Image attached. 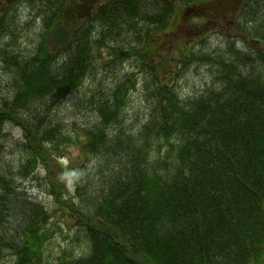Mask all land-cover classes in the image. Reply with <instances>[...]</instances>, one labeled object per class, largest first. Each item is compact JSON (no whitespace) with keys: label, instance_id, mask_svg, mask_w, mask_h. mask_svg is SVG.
Instances as JSON below:
<instances>
[{"label":"bare ground","instance_id":"obj_1","mask_svg":"<svg viewBox=\"0 0 264 264\" xmlns=\"http://www.w3.org/2000/svg\"><path fill=\"white\" fill-rule=\"evenodd\" d=\"M74 2L0 0V262L23 264L18 257L19 248L26 244L36 247L39 242L38 254L34 256L40 258L35 264H51L52 249L46 251V248L55 240V245L69 249L66 254L72 263L88 261L90 256L97 258L92 242L104 241L113 250L128 245L129 250L135 251L133 256L126 255L133 264H159V256L149 252L150 247L144 250L135 241L140 236L138 232L111 230L102 220L95 219L96 224L84 225L96 233L93 240L90 232H80L83 227L80 224L92 212L87 205L96 206L94 194H101L107 200L118 199L110 185L118 186L126 178L129 167L116 153L134 139H143L141 131L151 110L162 106L172 110L171 114L190 116L193 111L188 99L193 96L201 94L210 102L224 100L221 95L207 92L220 64L212 59L193 60V55L210 56L218 51L214 50L211 39L197 50L188 49L194 33L187 30L182 37L187 40L180 48L183 52L187 47V54L175 59L167 54L160 56L159 50H154L158 41L153 36L164 34L161 25L172 22L177 29L179 21L185 18L186 9L181 8L179 14L176 0H81L72 6ZM191 2L181 3L185 6ZM231 3L250 5L242 0ZM195 4L203 6L198 1ZM194 20L202 22L205 17L190 22ZM215 33L214 42L221 40L224 47L231 44L239 50L253 49L244 41H264L243 31L238 38L226 32ZM33 36H37V41ZM76 39L82 42H74ZM246 66L254 69L252 64ZM200 73H206L209 79L192 81ZM37 78L46 80L51 87L48 97L40 102L33 95L34 88L42 87L34 83ZM59 82L64 85L56 90ZM168 96L176 100L171 107H166L167 102L171 103ZM135 99L145 103V112L133 116ZM115 108L116 114L112 111ZM44 112L48 113L41 118ZM128 116H132L130 120ZM96 128L101 133L89 140L85 135L93 130L95 134ZM202 132L203 145L212 136L206 128ZM238 136L241 138V133ZM178 137L169 135L167 139L160 134L154 142L165 145L164 155L169 143ZM151 157H147L149 163L153 161ZM51 162L54 165L49 169L47 164ZM256 162L264 163V150ZM118 165L125 166V170ZM148 178L151 181L152 174ZM57 192H65L69 197L58 198ZM255 193L257 199L261 198L262 193L258 190ZM243 196L251 197L248 191ZM61 198L69 208L66 217L71 224L67 232L60 238L49 229L40 237H33L30 227H40L36 218L43 214L51 223V212L62 209L61 203H55ZM136 198L142 203L145 195ZM152 208L145 212H157L156 207ZM48 212L50 216L44 214ZM51 259L56 264V256Z\"/></svg>","mask_w":264,"mask_h":264},{"label":"trees","instance_id":"obj_2","mask_svg":"<svg viewBox=\"0 0 264 264\" xmlns=\"http://www.w3.org/2000/svg\"><path fill=\"white\" fill-rule=\"evenodd\" d=\"M247 2L250 5L243 8L239 28L251 38L264 40V0ZM231 48L228 44L223 50L228 53L193 55V60L212 59L220 64L207 92L224 100L210 102L201 94L193 96L188 99L193 111L190 116L171 114L172 110L162 106L151 110L141 131L143 139H134L116 153L129 167L118 186L110 185L118 199L94 194L96 206L87 205L92 212L86 218L88 223L80 224V232H90L94 240L96 233L84 225L93 224L95 219L111 230L138 232L135 241L144 250L150 247L148 251L159 256V264H264V163L256 162L264 150V51ZM246 63L254 69H246ZM34 83L42 86L33 89L35 100L40 102L48 97L50 83L38 78ZM62 85L59 82L56 90ZM168 99L171 103L166 107H171L176 100L173 96ZM117 108L112 110L115 114ZM205 128L212 137L202 145L200 136ZM93 131L85 135L89 140L101 133L99 128L95 134ZM160 134L167 139L179 136L169 143L164 155L165 145L154 142ZM118 166L122 171L126 168ZM256 190L262 193L259 199ZM247 191L251 197L245 198L243 192ZM142 193L144 202L139 203L136 197ZM152 207L158 209L153 212L157 216L145 212ZM44 214L50 216V212ZM36 222L40 227H30V232L38 238L51 225L43 214ZM65 223L67 227L70 221ZM103 242H92L97 258L72 263L66 254L69 249H63L58 250L56 264H133L126 255L135 251L128 245L113 250ZM38 245L19 248L23 264H35L40 258L34 256Z\"/></svg>","mask_w":264,"mask_h":264},{"label":"rangeland","instance_id":"obj_3","mask_svg":"<svg viewBox=\"0 0 264 264\" xmlns=\"http://www.w3.org/2000/svg\"><path fill=\"white\" fill-rule=\"evenodd\" d=\"M181 8L185 9V6H183L180 3V5H179V14L181 13ZM22 20H23V18H22ZM204 22L205 21L198 22V21L194 20V21H191V22L187 23V25H190L192 27H196L198 30H200L202 28L201 25H203ZM181 24H182L181 21H179L180 28H177V29L175 28V26L173 25L172 22L170 24L168 23V25L166 24L167 27H166V29H164L165 30V34H169V35L166 36V37H163V36L157 37L156 40L158 41L157 42L158 45H156V47H154L155 49L154 48H152V49H154L155 51L158 49L159 53H160V56H163L164 54H167V55L177 59L179 56L183 55L184 53L187 54V52H185L186 51L185 48L187 49V47H188V49L189 48H193V49L197 50L201 46H203L204 43L206 41H208V39H211L212 42L214 43V48H215L214 50L218 51L216 53L222 52L224 50V46L222 45L221 40L220 41L217 40L218 42H214L213 41L214 34H216L215 32H217V31L221 32L222 34H225V32H226V33H230V34H233V35L235 34L236 37L238 35L241 37V31H240L241 29L238 28V21H234V22H231V23L230 22L226 23V22H221V21H215V22L210 21V23L208 24V28H205V31L201 35L196 33L193 36L194 40L191 41L190 44L187 47L184 48L183 52H180L181 51L180 48L184 45L185 40H187L186 38H182V37H184V34H185L186 31H184L185 30L184 29L185 26L183 27V26H181ZM217 25H219V26H217ZM171 26H172V28H171ZM172 30H173L174 33L172 32ZM172 34L173 35L178 34V35H176V37H175ZM171 35L173 36L172 39H170ZM37 36H33V40L37 41ZM190 39H192V38H190ZM215 39H217V38H215ZM171 40L172 41H176V42L171 43L170 42ZM127 42H130V41L128 40ZM244 43L247 45V47L250 46L253 49L259 48L260 50L264 51V41H260V42L249 41V43L247 41H244ZM210 46L211 45H209V47ZM254 47H256V48H254ZM200 66H199V68H200ZM202 67L200 68V70L204 71V68H202ZM157 71H158V73L161 72L160 69H157ZM201 76H204V78L202 79ZM206 76H207L206 73L205 74L200 73V75L198 77L195 76V77H193L191 79H192V81H197V80L198 81H205V80L207 81L209 79V77L208 76L206 77ZM159 81L162 82V78L161 77H160ZM132 108H133V113H132L133 116L134 115H141V114H143L145 112V103L143 104V102H139V100L135 99V100H133ZM50 111H48V112L53 113V111L51 109H50ZM128 112H129V115H130L131 113H130L129 110H128ZM128 117H129L128 119L130 120L132 116H128ZM54 162H51V163L47 164L49 169H51L53 167ZM56 194H59V197L57 196L58 198H60V196H64L63 198L69 197V195L66 194L65 192L63 194H62V192H57ZM55 203L57 205L61 203L62 209L55 211V213L52 215V222L50 223V225L54 221H56L57 223L54 226H52L53 225L52 224L51 225L52 227L50 226V230H52V231L55 230V232H57L55 234V236L60 237V235H62L64 232H67V227H66L67 223H65V221L67 220V217H66L67 214L66 213L68 212L69 208L66 206V203H63V199L62 198L58 202L55 201ZM86 223H88V219H85L82 224H86ZM70 224H71V222H70ZM93 224H96V223L94 222ZM55 239H56V237H55ZM54 241H52L53 243H50L49 246L46 248V251L52 249L51 250V254H50V258H49L51 264H53V261H52L51 258H53V257H55V256H57L59 254L58 250L59 251L63 250V246L60 245V244H59L60 247L58 246V244L55 245ZM0 264H4V260L2 262H0Z\"/></svg>","mask_w":264,"mask_h":264},{"label":"flooded vegetation","instance_id":"obj_4","mask_svg":"<svg viewBox=\"0 0 264 264\" xmlns=\"http://www.w3.org/2000/svg\"><path fill=\"white\" fill-rule=\"evenodd\" d=\"M76 1L79 2L81 0H76ZM176 1L177 2H174V4L177 6H179L180 3L183 2V0H176ZM190 1H192V2L185 5V9H186L184 12L185 18H182L180 21L182 23L181 26H183V27L185 26L184 29L187 31H192L194 33V35L196 33L201 35L205 31V28H208V24L210 23V21H212V22L221 21V22H226V23L230 22L231 23V22L240 20L241 15L239 14V11L242 9L241 5H239L235 10H233L231 4L229 2L224 1L221 4L217 5V6H219V9H213L212 7L204 6V5L200 8L195 4V1H197V0H190ZM242 1H244V0H242ZM203 2L204 1H201V3H203ZM181 4H183V3H181ZM200 16L205 17V20H204L205 22L203 25H201L202 28L200 30H198L196 27H192L190 25H187V23H189L190 20L198 18ZM162 26L164 29H166V27H167L166 24L161 25V27ZM168 35L169 34H165V30H164V34L161 36L166 37ZM157 37H160V36H153V38L155 40L157 39Z\"/></svg>","mask_w":264,"mask_h":264},{"label":"water","instance_id":"obj_5","mask_svg":"<svg viewBox=\"0 0 264 264\" xmlns=\"http://www.w3.org/2000/svg\"><path fill=\"white\" fill-rule=\"evenodd\" d=\"M219 1H221V0H215V1H213V2H210V6L213 5V4H216V3L219 2Z\"/></svg>","mask_w":264,"mask_h":264}]
</instances>
